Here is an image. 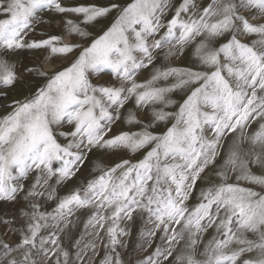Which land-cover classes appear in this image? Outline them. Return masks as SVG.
Segmentation results:
<instances>
[{
    "label": "snow or ice",
    "instance_id": "obj_1",
    "mask_svg": "<svg viewBox=\"0 0 264 264\" xmlns=\"http://www.w3.org/2000/svg\"><path fill=\"white\" fill-rule=\"evenodd\" d=\"M0 229V264H264V0H0Z\"/></svg>",
    "mask_w": 264,
    "mask_h": 264
},
{
    "label": "rangeland",
    "instance_id": "obj_2",
    "mask_svg": "<svg viewBox=\"0 0 264 264\" xmlns=\"http://www.w3.org/2000/svg\"><path fill=\"white\" fill-rule=\"evenodd\" d=\"M58 25H59V24H58V20H57V21L54 22L53 26H52L50 29H48V30H49V31H52L53 29H57V28H58ZM190 62H191L190 56L181 57V58H179V59L173 61V63H175V64H177V65H180V64H187V63H190ZM150 71H151L150 69H149V70H145L144 72H142V73L139 75L138 79H143V78H145V77L149 74ZM177 98H178V97H176L175 94H174V95H173V99H177ZM124 127H126V126H124ZM253 127H255V125H253ZM97 156H99V153L97 154ZM125 158H132L133 160H135L136 158H139V154H138L136 157H132V156H128V155H126ZM95 159H96L95 156L92 157V161H93V163H94ZM111 160H115V157H111V159L109 160V162H111ZM92 169H93V164H90L89 167L83 171V174H82V175H79L78 178H77L76 180H74L73 182H70V183H69L68 185H66L63 189H59L58 191H59L61 194H63L65 191H67V190H69L70 188H72L75 184H77V183H79V182H82L85 176H89V174L92 172ZM52 206H53V205L50 204V205H49V209H50ZM86 219H87V214H86V213H85V214H82V215H81V222L77 223L76 227H75L74 229H72V233H73V234H77V233H79V232L82 231V229H83V220H86ZM0 230H2V229H0ZM135 230H136V229H135V227H134V231H135ZM210 234H211V230H210L208 236H210ZM208 236H206V239L208 238ZM132 244H133V240H129V245H130V247L132 246Z\"/></svg>",
    "mask_w": 264,
    "mask_h": 264
},
{
    "label": "bare ground",
    "instance_id": "obj_3",
    "mask_svg": "<svg viewBox=\"0 0 264 264\" xmlns=\"http://www.w3.org/2000/svg\"><path fill=\"white\" fill-rule=\"evenodd\" d=\"M59 30V25H58V28L57 29H53L52 31L53 32H56V31H58ZM148 76V75H147ZM100 155V154H99ZM126 156V155H125ZM115 159H116V157H115Z\"/></svg>",
    "mask_w": 264,
    "mask_h": 264
}]
</instances>
